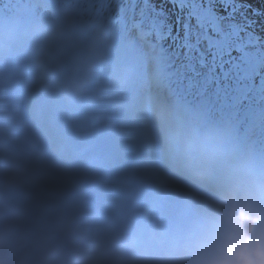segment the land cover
Here are the masks:
<instances>
[{
	"label": "clouds",
	"instance_id": "obj_1",
	"mask_svg": "<svg viewBox=\"0 0 264 264\" xmlns=\"http://www.w3.org/2000/svg\"><path fill=\"white\" fill-rule=\"evenodd\" d=\"M0 264H264V149L77 0H0Z\"/></svg>",
	"mask_w": 264,
	"mask_h": 264
},
{
	"label": "trees",
	"instance_id": "obj_2",
	"mask_svg": "<svg viewBox=\"0 0 264 264\" xmlns=\"http://www.w3.org/2000/svg\"><path fill=\"white\" fill-rule=\"evenodd\" d=\"M183 1L186 4L180 7ZM157 5L158 15L153 17V22L166 20L167 7L174 10L172 19L180 28L178 35L180 39L177 41H182L184 37H193L196 32L209 30L211 35L216 32L217 40L223 43V32L233 34L227 27L228 22L225 19L231 18L233 26L240 28L251 14L248 0H159ZM182 61L179 55L178 65Z\"/></svg>",
	"mask_w": 264,
	"mask_h": 264
},
{
	"label": "rangeland",
	"instance_id": "obj_3",
	"mask_svg": "<svg viewBox=\"0 0 264 264\" xmlns=\"http://www.w3.org/2000/svg\"><path fill=\"white\" fill-rule=\"evenodd\" d=\"M254 1L257 3V4H259L263 9H264V0H253V3H254ZM136 49L142 54V56H143V58H144V61H145V63H146V65H147V61H148V55H146L145 54V52L143 51V49H140V48H138V47H136ZM237 98H239V97H237ZM211 104H212V102H211ZM209 106H211L210 105V103H209ZM202 113L203 114H208L207 113V111H204V110H202ZM260 115V114H259ZM258 115V116H259ZM257 116V117H258ZM207 117V116H206ZM260 121H262V120H260ZM263 124H264V120H263ZM262 132H264V125L262 126ZM256 134L257 135H259L260 133H259V131H257L256 132ZM257 135H255V137L257 136ZM262 144L261 145H259L260 143L258 142H254V147H257V148H260V149H264V141H262L261 142Z\"/></svg>",
	"mask_w": 264,
	"mask_h": 264
}]
</instances>
